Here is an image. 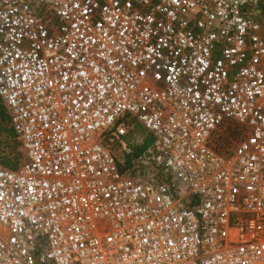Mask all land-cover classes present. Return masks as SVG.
Listing matches in <instances>:
<instances>
[{"label":"built area","instance_id":"1","mask_svg":"<svg viewBox=\"0 0 264 264\" xmlns=\"http://www.w3.org/2000/svg\"><path fill=\"white\" fill-rule=\"evenodd\" d=\"M0 98V264H264V0H0Z\"/></svg>","mask_w":264,"mask_h":264},{"label":"rangeland","instance_id":"2","mask_svg":"<svg viewBox=\"0 0 264 264\" xmlns=\"http://www.w3.org/2000/svg\"><path fill=\"white\" fill-rule=\"evenodd\" d=\"M3 113L8 119L7 109L0 98V115ZM5 123L10 127V123H7V121ZM148 135V132L142 127L137 126L135 132L129 135L128 141L132 143V145H140L139 143H142L143 139ZM22 159L23 153L21 152L20 144L17 139L4 134L0 135V162L7 161L10 164H14V168H16ZM4 166L8 167L6 165Z\"/></svg>","mask_w":264,"mask_h":264},{"label":"trees","instance_id":"3","mask_svg":"<svg viewBox=\"0 0 264 264\" xmlns=\"http://www.w3.org/2000/svg\"><path fill=\"white\" fill-rule=\"evenodd\" d=\"M9 123V117L7 119V117L3 114L0 115V135L4 134V135H8L10 137L16 138L15 134L13 132V130L11 129V127H9L8 125H6V122ZM153 142V138L148 135L143 139V142L139 145V146H135L134 147V152L129 159V162L133 159L136 158L138 156H140ZM3 165H6L10 168H14V164H10L7 161L1 162Z\"/></svg>","mask_w":264,"mask_h":264}]
</instances>
